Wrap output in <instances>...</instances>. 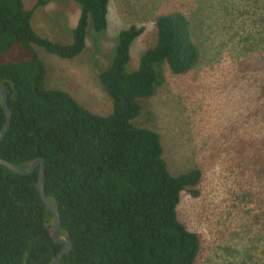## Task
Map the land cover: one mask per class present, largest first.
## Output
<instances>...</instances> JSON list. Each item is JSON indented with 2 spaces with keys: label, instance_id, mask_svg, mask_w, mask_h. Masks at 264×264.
Segmentation results:
<instances>
[{
  "label": "trees",
  "instance_id": "trees-1",
  "mask_svg": "<svg viewBox=\"0 0 264 264\" xmlns=\"http://www.w3.org/2000/svg\"><path fill=\"white\" fill-rule=\"evenodd\" d=\"M75 1L79 18L63 44L34 31L33 10L22 0H0V87L10 113L0 158L21 168L44 161L45 196L58 213L59 234L72 242L59 264H194L200 237L179 221L176 207L181 191L199 195L201 171L171 174L158 134L132 123L140 99L155 92L163 62L175 74L198 63L190 21L178 10L157 16L156 43L130 72V46L143 28L119 32L113 58L98 74L112 111L97 115L67 92L46 88L33 48L71 59L84 48L89 19L94 31L106 28L109 0ZM257 77L264 93V77ZM4 122L0 96V129ZM38 170L17 174L0 164V264H52L65 248L49 235L53 215L38 193ZM252 170L264 179L261 166Z\"/></svg>",
  "mask_w": 264,
  "mask_h": 264
},
{
  "label": "rangeland",
  "instance_id": "rangeland-1",
  "mask_svg": "<svg viewBox=\"0 0 264 264\" xmlns=\"http://www.w3.org/2000/svg\"><path fill=\"white\" fill-rule=\"evenodd\" d=\"M22 2L33 10L38 35L72 41L80 11L75 0ZM173 10L189 19L200 59L184 74L163 62L155 92L140 99L132 123L158 134L171 174L201 171L199 195L181 191L176 207L179 221L200 237L194 264H264V179L252 170H264L257 159L264 153V93L257 79L264 77V0H109L106 28L94 31L89 19L84 48L74 58L33 46L44 84L108 115L112 104L98 74L110 64L119 32L143 28L130 46V72L156 43L155 18Z\"/></svg>",
  "mask_w": 264,
  "mask_h": 264
},
{
  "label": "water",
  "instance_id": "water-1",
  "mask_svg": "<svg viewBox=\"0 0 264 264\" xmlns=\"http://www.w3.org/2000/svg\"><path fill=\"white\" fill-rule=\"evenodd\" d=\"M0 96H1L2 107L4 110V114H5V122L2 128L0 129V139H1L9 128L10 113H9V109H8V105L6 101V93L1 87H0ZM0 164L9 168L10 170H12L13 172L17 174H29L34 170L36 165L39 164L38 179H37L38 193L40 195L42 202L45 204V206L48 208V210L53 215V223L52 225L48 226V228H50L49 235L53 241H55L58 244H63L65 246V248L62 249L52 260V264H59V261L62 258V256L64 254H67L72 249V242L68 236L59 234L58 232L59 230L58 213L45 196V193H44V161L41 158H36L32 161V163L28 167L21 168L3 158H0Z\"/></svg>",
  "mask_w": 264,
  "mask_h": 264
}]
</instances>
